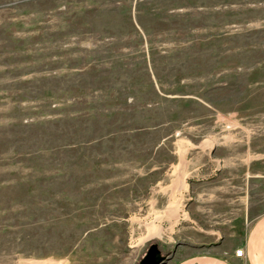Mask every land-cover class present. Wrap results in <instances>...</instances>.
Returning <instances> with one entry per match:
<instances>
[{"label":"rangeland","instance_id":"rangeland-1","mask_svg":"<svg viewBox=\"0 0 264 264\" xmlns=\"http://www.w3.org/2000/svg\"><path fill=\"white\" fill-rule=\"evenodd\" d=\"M262 213L264 0H0V264H140Z\"/></svg>","mask_w":264,"mask_h":264},{"label":"crops","instance_id":"crops-1","mask_svg":"<svg viewBox=\"0 0 264 264\" xmlns=\"http://www.w3.org/2000/svg\"><path fill=\"white\" fill-rule=\"evenodd\" d=\"M242 220L240 218L233 231L221 233L218 241H200L195 237L192 242L177 243L166 253L159 248L161 254L168 257L165 264H264V213L248 227H241ZM240 249L242 256H235Z\"/></svg>","mask_w":264,"mask_h":264},{"label":"water","instance_id":"water-1","mask_svg":"<svg viewBox=\"0 0 264 264\" xmlns=\"http://www.w3.org/2000/svg\"><path fill=\"white\" fill-rule=\"evenodd\" d=\"M168 261V257L162 256L160 249L157 245H151L140 264H165Z\"/></svg>","mask_w":264,"mask_h":264},{"label":"built area","instance_id":"built-area-1","mask_svg":"<svg viewBox=\"0 0 264 264\" xmlns=\"http://www.w3.org/2000/svg\"><path fill=\"white\" fill-rule=\"evenodd\" d=\"M242 254H243V250L242 249H240V250L235 252V256H237V257H241Z\"/></svg>","mask_w":264,"mask_h":264},{"label":"flooded vegetation","instance_id":"flooded-vegetation-1","mask_svg":"<svg viewBox=\"0 0 264 264\" xmlns=\"http://www.w3.org/2000/svg\"><path fill=\"white\" fill-rule=\"evenodd\" d=\"M162 256H164V255H162Z\"/></svg>","mask_w":264,"mask_h":264},{"label":"bare ground","instance_id":"bare-ground-1","mask_svg":"<svg viewBox=\"0 0 264 264\" xmlns=\"http://www.w3.org/2000/svg\"><path fill=\"white\" fill-rule=\"evenodd\" d=\"M153 236V235H152Z\"/></svg>","mask_w":264,"mask_h":264}]
</instances>
